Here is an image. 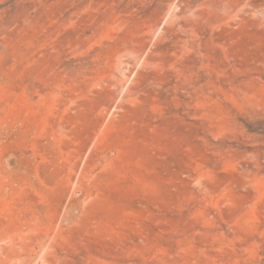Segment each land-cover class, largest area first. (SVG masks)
<instances>
[{"label": "rangeland", "instance_id": "rangeland-1", "mask_svg": "<svg viewBox=\"0 0 264 264\" xmlns=\"http://www.w3.org/2000/svg\"><path fill=\"white\" fill-rule=\"evenodd\" d=\"M0 264H264V0H0Z\"/></svg>", "mask_w": 264, "mask_h": 264}]
</instances>
